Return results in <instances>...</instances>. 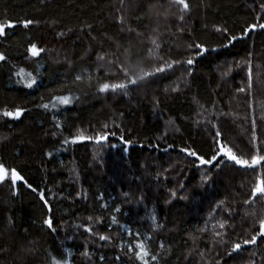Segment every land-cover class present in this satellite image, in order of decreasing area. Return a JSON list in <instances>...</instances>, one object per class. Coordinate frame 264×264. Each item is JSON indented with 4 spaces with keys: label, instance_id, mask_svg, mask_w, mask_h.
<instances>
[{
    "label": "trees",
    "instance_id": "1",
    "mask_svg": "<svg viewBox=\"0 0 264 264\" xmlns=\"http://www.w3.org/2000/svg\"><path fill=\"white\" fill-rule=\"evenodd\" d=\"M189 3L191 11L179 22L172 15L157 17V11L168 7V0H144L143 4L123 0V5L121 0H0V23L14 24L0 37V52L7 57L0 61V113L16 106L26 109L17 119L0 114V162L16 167L37 189L33 192L18 182L13 192L9 182L0 184V264H46L49 253L62 254L71 264H140L125 254L127 242L137 232L139 238L151 237L148 244L157 250L160 264H213L209 256L224 250L212 240L217 221L229 220L234 226L225 239L251 235L253 217L245 212L258 213L262 207L259 202H242L253 173L228 161L219 168L198 166L194 157L179 149L187 146L198 154H211L209 126L197 123L203 119L197 115L200 105L215 113L213 119L222 132L238 146L237 154L247 151L252 119L264 139V123L256 107L257 101L264 100V88L254 83L251 98L235 91L245 82L237 63L243 66L251 60L254 80L255 66L264 65V30L250 31L226 48L221 46L227 43L223 34L214 30L227 27L229 34L239 35L248 24L264 23L259 8L264 0ZM26 19L34 22L23 27L20 21ZM153 37L161 45L153 48V55L187 58L192 53L186 45L193 40L204 43L208 51L195 58L190 75L188 66H177L138 87L130 86L127 95L98 93L94 81L73 83L82 72L105 76L106 69L96 59L99 53L115 52L121 60L125 49L147 54ZM32 42L46 51L31 57L27 47ZM20 68L36 77L33 87H26L15 74ZM173 87L177 91H171ZM68 91L76 97L72 104L48 110L39 106ZM250 99L253 109L247 106ZM104 124L110 134L103 141L62 143L76 135L78 128L94 137ZM124 141H130L127 151ZM209 171V181L202 182L201 174ZM40 191L51 213L40 200ZM117 206L120 210L114 212ZM50 214L56 232L42 224ZM112 215L119 224H111ZM89 216L102 218L93 230L111 240L101 241L78 227L88 223ZM200 228L206 231L201 233ZM215 230L221 231L218 226ZM160 243L164 249H159ZM85 247L88 257L82 255ZM28 248L34 250L25 251ZM201 251L208 254L202 258ZM262 258L264 240L258 237L256 246L244 245L221 264H260Z\"/></svg>",
    "mask_w": 264,
    "mask_h": 264
},
{
    "label": "snow or ice",
    "instance_id": "2",
    "mask_svg": "<svg viewBox=\"0 0 264 264\" xmlns=\"http://www.w3.org/2000/svg\"><path fill=\"white\" fill-rule=\"evenodd\" d=\"M43 2V0H41ZM139 4H143L144 0H137ZM121 5H123V0H121ZM152 8H158L157 5H152ZM260 14H264V3L259 5ZM173 9L175 11H173ZM119 11V9H118ZM151 11V8H150ZM191 11V5L189 0H168V7L163 11H157V17L163 16L165 19L169 15L175 17L179 22H183L185 18V14ZM119 22L123 25L125 20L124 16L120 15L118 17ZM34 21L30 19H26L24 21H20L23 23L25 27L32 24ZM14 24L10 21L7 23H0V37L5 36V29L12 28ZM262 29L264 30V23H252L248 24L247 27L243 28L239 35L229 34V29L227 27H214L216 32L223 34L224 39L227 43L222 44V47H228L233 45L234 42H237L243 38H245L250 31L255 29ZM135 31L134 29H129V32ZM156 32L155 29H153ZM64 33H58V35H63ZM137 35H140L137 33ZM157 36L160 33H156ZM150 47L147 49V54L143 51L138 50L136 52L131 51L130 49L124 50V59L121 60L119 55L115 52L113 53H99L97 55V61L102 62L99 64L101 68H105V76L102 78L97 76L95 72L93 73H80L75 75L73 83L81 82L87 80L89 82H93L92 86L96 88L98 93H107L112 92L116 93L117 91L123 92L125 95L128 94V89L130 86L138 87L141 83L147 81L149 78L157 77V74H164L169 72V70H174L177 66H188L187 72L191 74V66L195 63V58L202 56L208 49L205 47L204 43H198L193 40L191 43L186 45V49L192 53V55L187 56V58H179V59H170L165 56L153 55V48L160 49L161 45L157 42L155 37L151 38L150 40ZM120 49V45H117V50ZM46 49L43 47L38 46L37 43L32 42L29 43L27 47V53L31 57H39L41 53L45 52ZM251 56V53H249ZM7 59L6 55L0 52V61H5ZM150 61L151 63L148 64V67L145 68V63ZM240 68L241 71L244 72V80L245 82L236 88V93L245 94L248 97L253 96V85L254 83L261 88H264V65H256L255 66V80H254V73H253V65L251 60L245 61L243 66L239 63L236 65ZM18 77H21L23 83L26 87L31 88L36 83V77L33 76L32 73H25L24 68H20L18 72L15 73ZM178 87V85H177ZM177 87H173L171 91H177ZM43 99V98H42ZM76 99L75 96L71 94V91H68L67 94L61 95H53L49 103H43L39 105L43 107L45 110H48L51 106L52 109L58 108L60 105H70ZM248 108L253 109V103L251 99L248 102ZM256 107L259 109L261 113V122L264 123V100L257 101ZM200 111L197 113L198 116H202V120H198L197 123H204L209 126V135L211 139L210 144V155L209 154H198L197 150L191 147H182L180 148V152L185 153L187 156L194 157L196 161H198L199 165H208L213 166L215 168H219L221 164L225 161L231 162L235 166H239L240 168L244 169L245 171H250L253 173L251 180L248 182V190L245 193L246 199L242 202L245 205L255 204L259 202L262 207L260 208L259 212L253 211L251 213L245 212L246 216L253 217V223L250 225V232L251 235L247 238H243L242 240L237 238L235 240L225 239L228 235V230L232 229L233 231L234 226L229 223V220H222L217 221L216 224L213 225L212 229V240L221 246L224 250L220 253H216L215 255L209 256V259L213 262V264H221V260L225 257L231 258L233 253H236L238 250H242L244 245H253L256 246L258 243V237L264 240V139H261L260 135L258 134L259 129L257 126V121L255 119L251 120V135L249 139V143L246 146L247 151L243 152L242 154H237V151L234 150L238 148L237 145L231 143L227 137L225 136L224 132H222L217 120L213 119L215 115L214 112H207L204 109L203 105L199 106ZM26 109L20 106H16L12 110H8L7 108L2 111L4 117L17 119L21 117L22 113H24ZM205 113H207L205 115ZM221 116L228 115V113H220ZM247 119V117L245 118ZM53 120H56V117L53 116ZM56 128H60L61 125L59 122L55 125ZM108 125L104 124L101 128V131L96 133L93 136H86L84 133L78 128L76 130V135L72 136L70 139L65 138L62 143L68 144L76 143L77 141L83 140H91L95 139L97 142L103 141L107 138L110 134L109 132L105 131ZM114 135L115 133H111ZM52 135H56L55 132ZM125 144L130 143V141H124ZM231 144V146H230ZM173 145H168V148H172ZM167 151V149H165ZM47 155L51 156L52 153L48 152ZM166 171V170H165ZM211 172L202 173L201 180L202 182H207L210 179ZM5 182H9L13 192H15L18 182L23 183L33 192H36L37 189L33 187L31 183H29L26 178L21 174V172L16 167H8L5 163L0 162V184ZM77 196L80 195L78 192ZM125 195H128L125 193ZM171 196H176V192L173 190L171 192ZM40 200L43 201L44 206L48 209L49 213L52 212V208L49 205V202L45 198V193L43 191L39 192ZM187 198V197H183ZM218 205H223L224 201H218ZM119 206L114 209V212H119ZM213 211L216 210L215 207L212 209ZM211 215V213H209ZM231 218V214H230ZM101 217H96L95 219L92 216L87 217L88 223L78 225V227H82L86 233L91 234V236L99 237L101 241H109L112 239L111 236L105 234H98L93 230V224L101 222ZM152 219L155 221V215L153 214ZM11 223V221H9ZM42 224L47 226L49 230L52 232H56L57 228L54 227V217L53 215H48L42 220ZM111 224H119V221L115 215L111 216ZM110 226V225H109ZM155 227H162V225H154ZM218 228L221 231H216L215 229ZM123 227V226H122ZM258 229V230H257ZM246 230V231H249ZM128 234L133 235L131 229H128ZM199 231L201 233L205 232V228H200ZM135 239L132 241L127 242V248L125 254H131V257H134L136 261H139L140 264H160V255L156 254V249H151L149 247L148 241L151 240L149 236L146 239L139 238L141 234L139 232L135 233ZM71 237H69L70 239ZM195 240V237L193 238ZM30 244L33 242H29ZM123 247V244L121 245ZM159 249H164V244L160 243ZM34 249L28 248L25 251L31 252ZM59 252V250H57ZM64 252L68 253L70 256L71 253L68 249H64ZM212 248L208 249V253H212ZM208 253L201 251L200 256L203 258ZM85 257L90 256L89 251L85 247L84 252L82 253ZM251 255L255 256L256 253L253 252ZM216 256H219L220 259H216ZM130 257V258H131ZM104 257H100L102 261ZM119 259V257H117ZM46 264H71V261L63 257L62 254L58 257L57 255H52L51 253L48 254ZM250 264H254V262H250ZM260 264H264V258L261 259Z\"/></svg>",
    "mask_w": 264,
    "mask_h": 264
},
{
    "label": "water",
    "instance_id": "3",
    "mask_svg": "<svg viewBox=\"0 0 264 264\" xmlns=\"http://www.w3.org/2000/svg\"><path fill=\"white\" fill-rule=\"evenodd\" d=\"M126 145V151L128 150V147H129V145L128 144H125Z\"/></svg>",
    "mask_w": 264,
    "mask_h": 264
},
{
    "label": "rangeland",
    "instance_id": "4",
    "mask_svg": "<svg viewBox=\"0 0 264 264\" xmlns=\"http://www.w3.org/2000/svg\"><path fill=\"white\" fill-rule=\"evenodd\" d=\"M22 25H23V23H22ZM23 27H25V26L23 25Z\"/></svg>",
    "mask_w": 264,
    "mask_h": 264
}]
</instances>
